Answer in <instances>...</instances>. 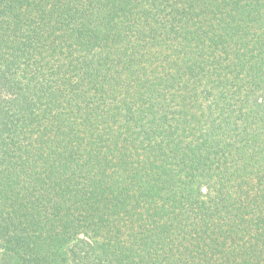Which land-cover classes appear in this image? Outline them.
<instances>
[{"label": "trees", "instance_id": "trees-1", "mask_svg": "<svg viewBox=\"0 0 264 264\" xmlns=\"http://www.w3.org/2000/svg\"><path fill=\"white\" fill-rule=\"evenodd\" d=\"M158 261L264 264V0H0V264Z\"/></svg>", "mask_w": 264, "mask_h": 264}, {"label": "rangeland", "instance_id": "rangeland-1", "mask_svg": "<svg viewBox=\"0 0 264 264\" xmlns=\"http://www.w3.org/2000/svg\"><path fill=\"white\" fill-rule=\"evenodd\" d=\"M110 137V136H109ZM111 138V137H110ZM61 158V157H60ZM82 170H84L83 168H82ZM86 175H88V172H86ZM31 186H32V184L30 183V182H28V181H26V183L24 184V187H26V188H22L21 186V190H23V191H26V192H28V196H29V200H31V201H33L34 200V197L35 196H41L42 195V192H40V193H37L35 190H33L32 188H31ZM76 236L78 237V238H80V239H85L84 241L85 242H88V243H91L92 244V238H90V236H89V234L86 232V231H79L77 234H76ZM67 246L68 245H65V243H64V245H63V248L64 249H66L67 248ZM80 253V252H79ZM152 259H153V257H152ZM151 261H154V260H151ZM156 262V261H155ZM159 262V261H158ZM160 263V262H159ZM164 263V262H163ZM138 264H140V262L138 263ZM161 264V263H160Z\"/></svg>", "mask_w": 264, "mask_h": 264}]
</instances>
